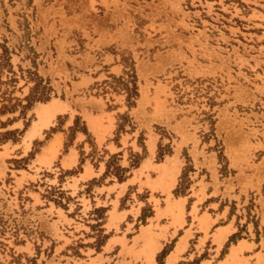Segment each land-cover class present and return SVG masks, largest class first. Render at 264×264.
Instances as JSON below:
<instances>
[{
    "label": "rangeland",
    "instance_id": "obj_1",
    "mask_svg": "<svg viewBox=\"0 0 264 264\" xmlns=\"http://www.w3.org/2000/svg\"><path fill=\"white\" fill-rule=\"evenodd\" d=\"M113 66L119 74L108 72ZM97 73L85 95L119 109L116 138L128 133L136 144L124 156L129 166L111 156L106 175L124 181L157 140L156 164L183 146L175 198L197 178L241 192L264 181V0H0V264H102L111 235L127 241L106 249L104 264H148L147 239L157 249L151 230L159 228L141 229L151 217L147 194L133 201L145 205L134 229L107 234L101 209L81 216L59 190L69 175L58 171L54 137L66 152L84 132L70 105L84 97L78 81ZM51 102L62 111L27 139L37 110ZM259 198L249 192L226 205L256 229ZM174 208L167 213L177 227Z\"/></svg>",
    "mask_w": 264,
    "mask_h": 264
},
{
    "label": "crops",
    "instance_id": "obj_2",
    "mask_svg": "<svg viewBox=\"0 0 264 264\" xmlns=\"http://www.w3.org/2000/svg\"><path fill=\"white\" fill-rule=\"evenodd\" d=\"M115 70H118V73H115ZM108 72L117 75L119 68L110 67ZM101 74L104 75L97 73L92 77L85 74L84 79L77 83L80 84L78 91L82 92L84 97L78 98L79 104L70 105V109L73 107L75 114L81 120L84 132L76 135L72 146L66 152H61L62 138L54 137L59 141L55 155V160L59 161L58 171L63 175H69L64 178L59 190L64 192L68 202L75 203L72 207L78 206L80 208L78 213L84 217L89 212L101 209L104 213L105 223L102 226L104 233L115 232L121 225L129 227L128 233H130L137 224L141 207L145 206L140 203V207L136 208L133 201H136L138 195L145 193L148 197L146 203L151 206V217L146 218L145 225L141 226V229L157 226L159 229L151 232L160 236L156 240L157 249L152 258L153 264H156V254L173 239L176 241L164 264H264V193L261 194V191L264 192V181L259 184L254 183V188H246L241 192V187L235 185L230 187L219 182L215 185L214 182L201 181L200 185L197 178L186 194L175 198L172 196V191L178 185L184 165L181 160L183 146L173 149L166 160L156 164L154 153L157 140H152V151H148L139 167L132 170L124 181L119 182L115 177L105 174L106 161L114 155L122 159L119 161L122 168L128 167V161L124 157L126 150L136 144L133 135L128 133L120 134L116 138L115 116L120 112L119 109L109 111L103 98L85 95V92L94 86V82L100 79ZM57 115L58 113L55 116ZM73 120L74 117L70 116L66 126H72ZM134 151L141 154L138 149ZM122 153L125 155L118 156ZM173 165L176 166V174L169 188L162 191L159 187L161 183L169 181V177L174 173ZM75 171L77 172L71 174ZM129 191L133 194L124 202ZM249 192L260 194L255 207L258 223L256 229L246 217L242 216L243 210H238V215L230 214L229 205L242 200V196ZM155 200L157 204L154 203ZM176 205L177 207L174 208ZM173 208L175 214L179 213L178 221L176 220L179 224L177 227L171 225L167 213ZM54 210L56 211L55 208ZM236 235L239 236L228 245L220 258L229 239ZM122 240L127 241L125 236L115 235H111L106 240L103 252L100 254L102 264L105 263L103 260L105 250L111 251Z\"/></svg>",
    "mask_w": 264,
    "mask_h": 264
},
{
    "label": "bare ground",
    "instance_id": "obj_3",
    "mask_svg": "<svg viewBox=\"0 0 264 264\" xmlns=\"http://www.w3.org/2000/svg\"><path fill=\"white\" fill-rule=\"evenodd\" d=\"M61 104H58L57 102H51L48 106L41 105L40 108L37 110V115L39 117V122L35 123L33 127L31 128L30 132L27 135V139H30L33 137L36 133V131L46 124L49 123L50 119L54 117L55 113L61 112ZM152 143H149V149L152 150ZM49 160L42 158V163H48ZM177 223V222H176ZM155 250V246L151 244V240L147 239L144 244V250L143 255H145L148 264H151V256L153 254V251Z\"/></svg>",
    "mask_w": 264,
    "mask_h": 264
},
{
    "label": "trees",
    "instance_id": "obj_4",
    "mask_svg": "<svg viewBox=\"0 0 264 264\" xmlns=\"http://www.w3.org/2000/svg\"><path fill=\"white\" fill-rule=\"evenodd\" d=\"M45 98L40 99L39 101H45ZM164 256V251H162L158 256H157V260L160 261V259ZM160 264V263H159Z\"/></svg>",
    "mask_w": 264,
    "mask_h": 264
}]
</instances>
